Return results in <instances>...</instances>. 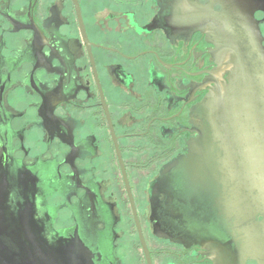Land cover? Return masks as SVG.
I'll return each mask as SVG.
<instances>
[{
    "label": "flooded vegetation",
    "instance_id": "1",
    "mask_svg": "<svg viewBox=\"0 0 264 264\" xmlns=\"http://www.w3.org/2000/svg\"><path fill=\"white\" fill-rule=\"evenodd\" d=\"M210 4L0 0V196L34 219L0 224V263L264 264V211L247 193L235 206L206 137L202 102L232 68L208 22L189 26ZM255 18L264 37V11Z\"/></svg>",
    "mask_w": 264,
    "mask_h": 264
},
{
    "label": "water",
    "instance_id": "2",
    "mask_svg": "<svg viewBox=\"0 0 264 264\" xmlns=\"http://www.w3.org/2000/svg\"><path fill=\"white\" fill-rule=\"evenodd\" d=\"M221 6L215 11L211 4ZM211 4L199 15L188 18L189 26L209 23L208 38L223 51H227L231 66L227 85L216 84L217 91L202 102L205 122L209 127L211 143L217 145V171L225 180L236 183L234 191L237 208L247 202L248 194L255 202L258 212L264 211V37L260 23L255 18L257 11H264V0H211ZM79 10V7H78ZM80 15V12H79ZM224 64V63H223ZM222 64V65H223ZM206 151L204 157H206ZM124 183L128 192L132 212L146 257L150 254L138 219L135 201L131 192L126 168L117 148ZM203 156V155H202ZM224 183V187H225ZM247 193V194H243ZM8 193L0 196V224L32 223L34 219L12 212ZM245 197V198H244ZM0 228V239L5 236ZM16 232H21L17 230ZM33 237L30 234V239ZM31 241V240H30ZM36 246H43L35 243ZM0 242V254H8L7 247ZM48 246L46 245L44 250ZM46 252V251H45ZM35 255L33 253H29ZM38 255H41L39 252ZM46 255H54L51 250ZM37 255V256H38ZM30 257L28 261L10 259L0 264H55V259ZM150 264V263H149Z\"/></svg>",
    "mask_w": 264,
    "mask_h": 264
},
{
    "label": "rangeland",
    "instance_id": "3",
    "mask_svg": "<svg viewBox=\"0 0 264 264\" xmlns=\"http://www.w3.org/2000/svg\"><path fill=\"white\" fill-rule=\"evenodd\" d=\"M192 141V139H190V141L188 142L189 144L187 145V150H186V152H187V156H191V154H192V152H196V150H192L191 149V146H190V142ZM105 157V159H108V161L106 162V167H108V169H110L111 171H114L115 170V166H114V163L111 161V151L110 150H106L105 151V155H104ZM183 157H180V158H178L176 161H174V162H172V164H170V165H168V166H166V167H164L165 168V170H170V168H173V167H175V166H177L178 165V163H179V160L180 159H182ZM117 173H116V176H117V178L119 177L118 175V171H116ZM131 172H132V170H130V174H131ZM108 181H109V184H111L112 183V178L110 177V175L106 178ZM128 218V220H130L131 221V219L132 218H130L129 216L127 217ZM144 237H145V239H146V241H148L151 237H150V235L147 233V232H144ZM133 239L134 240H136V241H138L139 240V236H138V234H137V232H135L134 234H133Z\"/></svg>",
    "mask_w": 264,
    "mask_h": 264
}]
</instances>
